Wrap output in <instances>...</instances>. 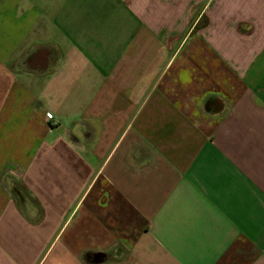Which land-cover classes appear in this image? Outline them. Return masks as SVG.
<instances>
[{
  "label": "crops",
  "instance_id": "1",
  "mask_svg": "<svg viewBox=\"0 0 264 264\" xmlns=\"http://www.w3.org/2000/svg\"><path fill=\"white\" fill-rule=\"evenodd\" d=\"M0 264H264V0H0Z\"/></svg>",
  "mask_w": 264,
  "mask_h": 264
},
{
  "label": "built area",
  "instance_id": "2",
  "mask_svg": "<svg viewBox=\"0 0 264 264\" xmlns=\"http://www.w3.org/2000/svg\"><path fill=\"white\" fill-rule=\"evenodd\" d=\"M47 118L49 119V121H52V120H54V115L51 113H48Z\"/></svg>",
  "mask_w": 264,
  "mask_h": 264
}]
</instances>
